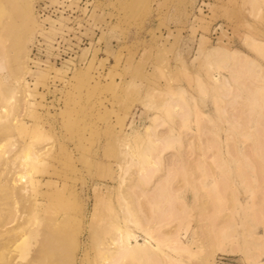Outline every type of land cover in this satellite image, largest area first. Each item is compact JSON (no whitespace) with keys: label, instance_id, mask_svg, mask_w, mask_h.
Instances as JSON below:
<instances>
[{"label":"rangeland","instance_id":"1","mask_svg":"<svg viewBox=\"0 0 264 264\" xmlns=\"http://www.w3.org/2000/svg\"><path fill=\"white\" fill-rule=\"evenodd\" d=\"M3 22L0 182L24 190L0 186V264H64L42 252L64 214L73 264L126 231L159 248L117 264H264V0H0Z\"/></svg>","mask_w":264,"mask_h":264},{"label":"bare ground","instance_id":"2","mask_svg":"<svg viewBox=\"0 0 264 264\" xmlns=\"http://www.w3.org/2000/svg\"><path fill=\"white\" fill-rule=\"evenodd\" d=\"M23 7H25V5L23 4V3H21V2H19V4H18V11H19V13H20V17L23 19V14H22V9H23ZM20 18V19H21ZM21 19V20H22ZM7 29V24L6 23H1V25H0V31H5ZM262 50H263V48H262ZM211 54H213V56H219L220 58H230L231 56H229V52H225L223 49H221V48H217V47H214L213 49H212V51L210 52ZM219 57H217V58H219ZM237 59V58H236ZM224 60V59H223ZM222 60V61H223ZM238 60H240V59H237V62H238ZM236 62V63H237ZM244 62V61H243ZM240 63H242V60H240V62H238V64H240ZM244 64V63H243ZM249 64V63H248ZM247 64V65H248ZM250 69H253L252 67H249ZM240 73H243V71L242 70H240ZM216 82H217V86L219 87V88H222L223 89V91H225V88H227L228 87V85L230 84V80H228V78L227 77H224V80H216ZM1 93L2 92H0V95H1ZM7 100H9L8 98H6V96H2V98H0V106L1 105H6V104H4L5 102L4 101H7ZM4 102V103H3ZM5 108V107H4ZM7 108V107H6ZM6 110V109H5ZM3 111H4V109H3V107L1 106L0 107V122H1V119L4 117V115H3ZM6 112H8V111H5V113ZM9 114V113H8ZM7 114V115H8ZM7 117V116H6ZM6 119V118H5ZM4 121L2 120V123H3ZM14 122V121H13ZM10 126H11V124H5V125H2L1 127H0V131L3 133V132H7L9 129H10ZM147 128L149 129V128H151V125H149V126H147ZM256 135H257V140H262V141H264V129L263 128H260L259 130H257V132H256ZM3 153V152H2ZM1 153V154H2ZM33 154V153H32ZM33 156V155H32ZM177 156V155H176ZM3 157H5V154L3 155ZM2 157V158H3ZM196 157V156H195ZM194 158V157H193ZM197 158V157H196ZM175 159H177V157L175 158ZM175 159H174V161H175ZM181 159V158H180ZM179 159V160H180ZM191 160V159H190ZM195 160V159H194ZM194 160H192L193 162H194ZM198 160V159H197ZM174 161H173V163H174ZM181 161V160H180ZM188 161H189V157H188ZM0 162H1V160H0ZM184 162V161H183ZM190 163H191V161H189ZM192 162V163H193ZM7 162H4L2 165H4L5 166V164H6ZM186 163H188V162H186ZM189 163V164H190ZM189 164H188V167H189ZM194 164H195V162H194ZM183 165H184V163H183ZM191 165V164H190ZM185 166H187V164L185 165ZM191 167V166H190ZM184 168V167H183ZM4 169H6V166L5 167H3V170ZM186 169V168H185ZM152 170V169H151ZM151 170H147V171H145L143 174H141L142 175V177L143 176H145V177H147V175L149 174V173H151ZM173 170H175V169H173ZM184 171V170H183ZM164 179H165V177H164ZM160 182V181H159ZM162 182H163V178H162ZM161 183V182H160ZM159 185H162V184H159ZM158 185V186H159ZM0 186H2V188L4 189V190H6L7 191V193L9 194L10 192L11 193H13V192H21V190H24V186H19L18 184H16L14 181H10V182H7V181H5V182H0ZM156 186V185H155ZM162 186H160V189H161V191L159 192L156 188H154V189H156L159 193H161L163 190H162V188H161ZM154 191V190H153ZM157 191L154 193V195L157 193ZM159 193H157V194H159ZM163 194H164V191H163ZM153 195V196H154ZM165 195V194H164ZM146 196H147V194H146ZM150 196H152L151 194H150ZM161 196H162V194H161ZM160 196V197H161ZM165 196H167V198H168V195H165ZM154 198H157L156 200L158 201V195H157V197L155 196ZM170 198V197H169ZM149 199V198H148ZM161 199H164V196H163V198H161ZM149 200H152L151 199V197H150V199ZM170 200V202H171V199H169ZM169 200H168V203H166V205H168V204H170V202H169ZM152 201H155V199L154 200H152ZM152 201H149V202H152ZM165 202H167V199L166 200H164ZM14 202V201H13ZM159 202H161L160 200H159ZM164 202V203H165ZM154 203V202H153ZM162 203V202H161ZM163 205H165V204H163ZM165 205V206H166ZM169 206V205H168ZM162 208V207H161ZM166 208V207H165ZM170 208V207H169ZM15 210V209H14ZM162 210H164V209H162ZM161 210V211H162ZM171 210V209H170ZM12 211V212H11ZM145 211V210H144ZM160 211V210H159ZM165 211H166V209H165ZM173 211V210H172ZM172 211H170L171 213H172V215H173V212ZM11 212V213H10ZM166 212H168V211H166ZM9 219L10 220H12V218L14 217L13 215L15 214L14 212H13V210H12V208H10V210H9ZM154 214V213H153ZM159 214H161V215H164V213L162 214V213H160L159 212ZM166 214H168V213H166ZM145 215H147V214H145ZM170 215V214H169ZM154 216V215H153ZM166 216V215H165ZM164 216V217H165ZM145 217H147V216H145ZM149 217V216H148ZM169 217V216H168ZM168 217H165V218H168ZM151 217H149V219H150ZM162 218V217H161ZM147 219V218H146ZM10 220L8 221H6V224H10ZM161 220V219H160ZM159 220V221H160ZM63 223H65V224H67V226H68V224H70V217L67 215V214H64L63 216L62 215H59L58 217L56 216V217H54V218H51V221L49 222V229H46L44 232H43V247H42V252H43V249L45 250V251H52L54 254H55V256H57L58 255V258L59 259H62V263H64V264H73V262H72V253H73V251L71 250V248L73 249V246H74V239H73V237H72V235H73V232H72V230L71 229H69V230H67V232H65V230H63V225H61V224H63ZM8 224V225H9ZM31 223H29L28 225H30ZM4 226V228L5 229H7V226L4 224L3 225ZM60 226V227H59ZM54 227H57V228H54ZM173 230V229H172ZM155 231V230H154ZM146 232V235L141 239V238H137V235H136V233H133L132 231H126V232H122V233H120L119 234V236L116 238V239H114V241H112V243L111 244H114V252H116V254H114V255H116V256H118L117 258H114V256H113V260L115 261V262H113V260H112V264L114 263V264H117V263H119V260H120V258L121 257H125V256H128V255H131V254H133V253H137V252H140L141 254H143V255H145V254H148V256L147 257H149L150 256V253H151V251L152 250H155V249H158L159 248V242L160 241H158L153 235H152V233H151V231L150 232H148V231H145ZM2 232H0V234H1ZM155 233V232H154ZM153 233V234H154ZM168 233H170V230H169V232H167V235H168ZM173 234V232L171 233V234H169V235H172ZM12 236L13 237V235L10 233L9 235H8V237L9 236ZM167 235H163L164 237L166 236L167 237ZM10 236V237H11ZM158 236H160V235H157V237ZM3 237H6V235H4V236H2L1 238H3ZM12 237L11 238H4V240H2L1 239V241H0V246H2L1 244L3 243H7L8 242V240L7 239H10V241L12 240ZM164 238V239H166L167 240V238H168V240L169 239H172V237H173V235H172V237L170 236V237H167V238ZM177 237V236H176ZM155 238V239H154ZM174 238V237H173ZM73 240V242H71L72 240ZM5 240H6V242H5ZM154 240H157V241H154ZM174 240H175V238H174ZM169 241H171V240H169ZM171 242H174V244L175 243H177V245L178 244H180L178 247H174V248H172L170 245V247H169V251H171L170 249L172 248V252L173 251H175L174 253H177L178 252V250H179V252H180V250H182L184 247L182 246L183 244H186L184 241H181L180 239H178V238H176V241H171ZM9 243V242H8ZM11 243V242H10ZM9 243V244H10ZM73 244V246H72V244ZM5 244H4V247H6V248H8L9 246H12L13 247V245H8V244H6V246H5ZM14 244V243H13ZM182 244V245H181ZM177 245H175V246H177ZM8 246V247H7ZM179 247H183L182 249H179ZM188 246H185V248H187ZM2 248H3V246H2ZM183 249V250H187V249ZM10 249H11V247H10ZM9 249V250H10ZM191 249V248H190ZM14 250V251H13ZM182 250V251H183ZM189 250V249H188ZM72 251V252H71ZM181 251V252H182ZM11 254L10 255H7L6 254V256H9V258L11 257L12 259H13V261H15L14 259H15V257H14V252H15V249H11V251H9ZM192 251H190V252H188V254L190 253V254H192L191 253ZM145 253V254H144ZM184 253V252H183ZM186 253H187V251H186ZM14 254V255H13ZM119 254V255H118ZM179 254V253H178ZM189 254V255H190ZM167 255V254H166ZM174 255H177V254H174ZM14 258H13V257ZM178 256V255H177ZM168 257H171V256H168ZM174 257V256H173ZM180 257V256H179ZM8 257H6V259H7ZM174 258H173V262H174ZM178 260V258H176V260L175 261H177ZM11 262H12V260H10ZM180 261V260H179ZM117 262V263H116ZM178 262V261H177ZM176 262V263H177ZM12 264V263H11ZM110 264V263H109ZM203 264H218V263H216V260H215V254H212V255H210L209 254V256L204 260V262H203Z\"/></svg>","mask_w":264,"mask_h":264}]
</instances>
